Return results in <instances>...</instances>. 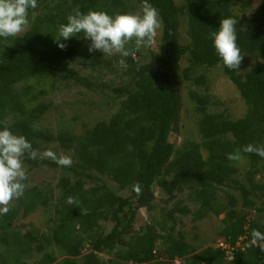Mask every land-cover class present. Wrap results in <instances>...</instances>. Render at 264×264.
I'll use <instances>...</instances> for the list:
<instances>
[{"label":"trees","instance_id":"trees-1","mask_svg":"<svg viewBox=\"0 0 264 264\" xmlns=\"http://www.w3.org/2000/svg\"><path fill=\"white\" fill-rule=\"evenodd\" d=\"M148 2L161 21L159 51L151 52L150 63L139 64L131 57L137 53L134 42L127 47L132 54L121 59L129 86L121 84L115 90L120 99L113 113L83 125L80 133L64 123L54 130L42 127L50 103L41 99L57 84L74 81L91 87L82 73L89 75L95 65L107 67L110 59L101 51L83 50V33L61 39L66 44L61 49L54 42L58 27L77 7L84 14L90 10L110 16L134 14L141 11L143 0H37V7L29 9L24 31L16 37H0V130L9 128L25 136L34 149H51L73 160L71 167L59 166L57 196L38 185L27 186L24 195L10 203V211L0 215V264H27L30 258L34 264H151L160 251L168 261L180 259L181 264H264V251L248 246L253 229L264 233V209L249 211L254 205L250 197L264 191V158L242 152L249 143L264 145V0ZM227 17L237 20L241 55L260 59L248 70L227 69L213 46L210 33ZM181 23L185 24L184 43L180 42ZM183 57L187 66L181 70ZM214 67H220L238 91L246 107L242 117L231 118L215 109L222 102L200 92L207 87L206 76L195 69ZM183 90L194 106L200 140L175 146L169 135ZM237 151L242 160L229 161L228 154ZM243 161L252 168L245 183L237 177ZM24 165L58 167L48 159L27 157ZM101 178L119 190H129L130 196L116 195ZM24 183L28 185L27 180ZM134 185H139V193ZM154 185L168 195L187 192L161 216V234L144 225L131 231L125 242L123 236L137 210H153ZM222 188L241 195L240 210L234 209L232 198L229 208L219 201ZM70 196L77 203H67ZM38 209L51 211L47 231L33 228L22 233L19 219ZM175 213L190 215L192 222L210 213L224 214L219 235L227 248L208 246L197 252L178 230L182 218ZM103 221L114 222L110 231H103Z\"/></svg>","mask_w":264,"mask_h":264},{"label":"rangeland","instance_id":"rangeland-1","mask_svg":"<svg viewBox=\"0 0 264 264\" xmlns=\"http://www.w3.org/2000/svg\"><path fill=\"white\" fill-rule=\"evenodd\" d=\"M182 0H176L178 5H181ZM255 5V2H253ZM236 12L237 7H234ZM238 13V12H237ZM181 34L180 42L184 43V30L185 24L181 23L179 28ZM161 38V27L157 30V36L155 43L151 47H141L136 50L137 53L132 54V59L137 61L139 64H147L152 61L151 52L159 51ZM82 49L88 51V46L91 43L86 39L80 40ZM134 42V41H133ZM126 45V48L129 47ZM89 52V51H88ZM99 52V50L91 53ZM110 59V64L107 67L103 65H95L93 69H89V75L82 73L84 77L90 79L92 82L91 87H87L83 84H79L74 81L61 86L57 84L58 88L54 89L53 92L45 96L41 101L45 103L49 102L50 107L47 113L42 118L41 126L44 128L56 129L59 125L64 123V126L69 125L70 129L75 133H80L83 129V125L93 124L100 119L107 117L109 114L115 111V102L120 99L119 95L115 92L121 84L128 85V79L124 76L122 70L125 68V63L121 59V54H113L111 56L105 55ZM243 59L239 66V71H245L252 68L260 59L251 57L249 55H242ZM187 66L185 57L180 61V69L182 70ZM206 76L207 87L200 92L208 95L213 101H221L222 105L216 107L217 110H223L230 115L231 118L242 117L245 113L246 107L244 102L241 100L240 95L233 85L223 74L220 67L208 68V69H195V73H203ZM49 83H43L44 86H48ZM129 86V85H128ZM180 102L178 105L177 115L172 121V130L169 135V142L175 146L181 145L184 141L199 142L200 138L197 130V117L194 111L193 104L189 101L187 92L182 91ZM76 108V109H74ZM209 109H214L209 106ZM204 154V152H203ZM240 171L238 173V179L245 183V175L247 172L252 170L246 162L239 164ZM27 171V186L38 185L46 190H52L55 196H57L58 189L56 184L62 176V169L49 167L47 165L40 166L35 169H29L28 166L24 165ZM257 180L261 179V174L255 175ZM110 191L116 195L122 197L130 196L129 190H119L115 184L101 178ZM91 184V183H88ZM152 206L153 210L147 211L146 208L138 209L134 214L131 224L128 226L126 233L123 236V240L126 242L129 240L131 231L138 230L144 225L152 227V231L157 234H161L160 226L158 222L161 221V216L171 210L173 204L178 200H183L185 193L174 191L171 195L165 194L159 186L154 185L152 188ZM219 201L226 207L229 205V199L232 198L235 203L236 210H240L242 204L241 195L234 189H221ZM253 200L254 205L249 208L251 213L264 209V191H258L255 196L250 197ZM188 204V203H187ZM190 208H194L193 205H189ZM229 208V207H228ZM49 212L43 209H38L26 218H20L18 224L20 225L21 232L24 233L30 229H36L41 232H46L48 225ZM128 214H130L128 212ZM178 218H182L181 223L177 225L178 230L184 235V240L195 247L196 251H200L208 246H220L223 243V238L220 237L219 232L222 229V219L224 214L214 216L208 214L203 219L192 222L190 215L186 217H180L178 213H175ZM264 216V215H263ZM114 226V222L103 221L102 227L104 232L110 231ZM130 232V233H129ZM161 243V240H158ZM226 246V245H224ZM227 248V246H226ZM228 249L225 253H228ZM86 253V250L83 252ZM229 254V253H228ZM157 258L151 264H157V262H164V264H181L180 259L174 261H168L163 251L158 252ZM106 256L107 255H103ZM37 255H35V259ZM61 258L58 259L60 261ZM27 264H34L33 259L27 260Z\"/></svg>","mask_w":264,"mask_h":264},{"label":"clouds","instance_id":"clouds-1","mask_svg":"<svg viewBox=\"0 0 264 264\" xmlns=\"http://www.w3.org/2000/svg\"><path fill=\"white\" fill-rule=\"evenodd\" d=\"M37 7V0H0V37H16L28 25L29 9ZM237 20L231 17L220 20L217 31L210 33L216 53L229 70H237L243 56L237 46ZM161 27L158 10L148 0H143L141 11L137 13L116 14L110 16L103 11L90 10L86 14L74 9L73 14L67 16V23L61 24L57 30L54 42L64 49L66 44L61 39L68 40L71 37L83 33L86 40L91 43L88 51L99 50L104 55L121 54L124 57L132 54L126 45L134 41V50L141 47H151L155 43L157 30ZM243 153L256 154L264 158V145L247 144L242 148ZM36 160L48 159L61 167H71V156H57L51 149L39 151L34 149L31 142L25 136L14 134L9 128L0 130V215H6L9 205L14 199L24 195L27 185V171L24 167V158ZM229 161L242 160L241 151L229 153ZM133 190L139 193V185H134ZM67 203L74 204L77 201L73 197L67 198ZM220 246H224L220 244ZM249 247L258 246L264 251V233L253 229ZM226 248V246H224Z\"/></svg>","mask_w":264,"mask_h":264}]
</instances>
